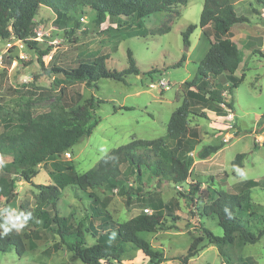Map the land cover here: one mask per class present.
I'll list each match as a JSON object with an SVG mask.
<instances>
[{
    "label": "rangeland",
    "instance_id": "1",
    "mask_svg": "<svg viewBox=\"0 0 264 264\" xmlns=\"http://www.w3.org/2000/svg\"><path fill=\"white\" fill-rule=\"evenodd\" d=\"M238 15L245 22L232 26L231 40L240 51L241 65L237 77L244 76L238 87L229 91L230 83L220 76L209 80V85L222 92L231 110L217 102H206L195 107L197 115L190 117L189 127H197L200 142L191 153L194 161L186 181L175 185L143 168L141 181L132 178L128 185L139 186L145 195L159 196L165 202H177L174 216H166L164 229L143 233L152 248L163 254L160 264H241L251 256L264 264V235L255 243L223 245L218 247L208 240L201 242L197 254L184 262L188 247L198 236L205 235V228L215 235H223L217 218L203 214V207L214 198L216 190L241 192V181L264 180V0H231ZM203 0H189L181 7V16L166 33L156 30L168 19L158 12L135 21L127 17L111 18L103 24L96 23V12L82 7L72 19L58 17L49 7L42 6L35 17L36 27L32 40L37 44L18 39L0 37V137L20 131L22 114L30 109L38 114L70 104L85 103L92 96L103 102L95 110L99 124L92 134L83 138L67 153L53 155L38 165V173L30 181L18 177L16 195L0 199V224L9 215L24 214L21 205L34 212L39 188L37 184H54L60 189L59 212H74L77 219L88 223L96 212H106L116 221H125L147 208L133 201L126 203V196L101 187L83 192L75 184L77 175L94 167L101 157L113 148L137 138L154 139L167 135V125L173 111L186 99L189 82L196 75L205 56L210 38L199 26ZM189 24L198 27L187 45L183 32ZM213 39V38H212ZM49 49L42 57L48 67L53 64L74 66L81 59L108 55L107 66L121 70L127 67L128 51L133 52L139 74L127 77V82L103 78L93 85L82 81H69L62 74H49L42 70L40 52ZM185 58L181 66L175 63ZM170 83L168 89L156 86L159 80ZM201 112L207 118L200 116ZM207 144H224L210 158L200 159L197 151ZM245 152L244 166L235 168L232 161L238 153ZM6 159L0 155L1 165ZM241 170L244 174L241 175ZM197 186L194 194L190 190ZM99 200L111 194L112 200L103 209ZM247 212L251 223L261 226L257 218L264 217V185L251 188ZM26 224L20 232L30 233L28 250L19 255L14 249L0 251V264H85L75 258L65 245L54 250L60 238L40 226ZM31 229L36 232H31ZM3 231L2 228H0ZM12 230L17 231L15 228ZM11 230V231H12ZM89 242L92 238L89 237ZM120 264H149V258L140 249L129 245Z\"/></svg>",
    "mask_w": 264,
    "mask_h": 264
},
{
    "label": "trees",
    "instance_id": "2",
    "mask_svg": "<svg viewBox=\"0 0 264 264\" xmlns=\"http://www.w3.org/2000/svg\"><path fill=\"white\" fill-rule=\"evenodd\" d=\"M189 0H0V37L3 39H18L36 45L32 40L36 27L35 17L42 6L51 8L58 17L70 20L82 7H90L96 12V23L103 24L108 19L121 16L141 20L158 12H164L168 17L156 30L166 33L181 16V7ZM199 26L203 34L210 38V46L201 60L196 77L189 82L186 99L173 111L167 125V135L154 139L137 138L126 144L113 148L103 155L98 163L83 174L77 175L74 184L83 192L97 187L111 193L117 190L126 196V203L133 201L147 205L152 213L144 211L125 221H116L106 212H96L84 220L75 217L74 212L63 215L59 212L60 189L54 184H37L39 193L37 206L30 212L21 205L26 224L36 225L34 216L40 220V226L54 232L60 238L53 245L54 250L66 248L73 256L85 264H120L122 256L132 245L149 258V264H160L163 254L155 251L143 237V233L157 232L164 229L166 216H174L178 203L165 202L159 196L145 195L139 186L128 185L132 178L141 181L143 168L152 170L159 181L166 180L175 185L186 181L193 164L192 152L200 142L197 127H189L190 117L197 115L195 107L209 101L223 104L233 110L234 104L227 102L218 89L209 85V80L224 77L230 83L229 91L239 86L244 76L237 77L241 65L238 46L231 40L232 26L245 22L247 18L238 15L231 0H203ZM198 27L189 24L183 32L184 42L189 45L190 36ZM213 38V39H212ZM49 49L40 52L39 60L42 70L49 74H62L69 81H82L93 85L103 78H110L126 83L127 77L139 74L136 58L128 51V66L118 70L107 66L108 55H99L93 59H81L74 66L53 64L48 67L42 57ZM185 58L175 63L181 66ZM80 100V95L78 96ZM78 100V102H79ZM70 104L68 110L62 107L58 110L45 111L38 114L30 109L23 112V124L20 131L0 137V155L6 159L1 165L0 199L10 200L16 195L15 184L18 177L30 181L38 173V165L47 158L67 153L83 138L90 136L100 120L95 114L99 103L92 96L83 104ZM200 116L207 118L205 112ZM264 144V142H263ZM224 147V144H207L197 151L200 159L210 158ZM246 157L245 152L238 153L232 161V166L242 168ZM264 185V180L247 179L241 181V192L231 193L216 190L215 198L203 207V214L217 218L223 228V235H215L205 228V235L192 241L184 262L195 256L201 242L208 240L218 246L236 244L239 246L255 243L264 235V217L257 218L261 226L254 229L247 212L250 204L251 188ZM198 185L190 190L196 192ZM106 195L99 200L94 193H89L105 209L112 200V195ZM31 232L36 230L31 229ZM0 233L3 231L0 230ZM89 237L92 242H89ZM30 233L10 231L6 236L0 235V251L15 250L23 255L27 250ZM241 264H258L251 256L245 257Z\"/></svg>",
    "mask_w": 264,
    "mask_h": 264
},
{
    "label": "clouds",
    "instance_id": "3",
    "mask_svg": "<svg viewBox=\"0 0 264 264\" xmlns=\"http://www.w3.org/2000/svg\"><path fill=\"white\" fill-rule=\"evenodd\" d=\"M237 171H240L241 175L244 174L239 169H237ZM22 217H23L24 221H26L28 219V217L24 216L23 213H21L20 215L9 214L5 218V223L4 224H0V228L3 229V233H0V235L6 236L13 228H15L17 231L22 229L24 227V223L20 222Z\"/></svg>",
    "mask_w": 264,
    "mask_h": 264
},
{
    "label": "built area",
    "instance_id": "4",
    "mask_svg": "<svg viewBox=\"0 0 264 264\" xmlns=\"http://www.w3.org/2000/svg\"><path fill=\"white\" fill-rule=\"evenodd\" d=\"M1 61H2V58H0V65H1ZM155 85L156 86H160V87H162L164 89H168L170 87V83L165 81V80H163V79L157 81ZM178 187H179V185H178ZM144 212L147 213V214H150V213H152V210L150 208H145Z\"/></svg>",
    "mask_w": 264,
    "mask_h": 264
}]
</instances>
